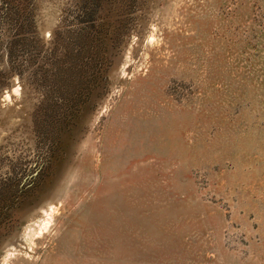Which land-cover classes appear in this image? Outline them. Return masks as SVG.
<instances>
[{"label":"rangeland","instance_id":"374dc122","mask_svg":"<svg viewBox=\"0 0 264 264\" xmlns=\"http://www.w3.org/2000/svg\"><path fill=\"white\" fill-rule=\"evenodd\" d=\"M32 9L0 98V264H264V0Z\"/></svg>","mask_w":264,"mask_h":264},{"label":"trees","instance_id":"16d2710c","mask_svg":"<svg viewBox=\"0 0 264 264\" xmlns=\"http://www.w3.org/2000/svg\"><path fill=\"white\" fill-rule=\"evenodd\" d=\"M34 0H0V98L6 90L10 89L15 75L19 77L25 70L27 63V50L29 39L36 36L35 18L33 15ZM86 14L80 24L81 44H89L94 19ZM90 58L80 54L77 58L76 68L81 83L84 60ZM91 77V76H90ZM91 81V80H90Z\"/></svg>","mask_w":264,"mask_h":264}]
</instances>
